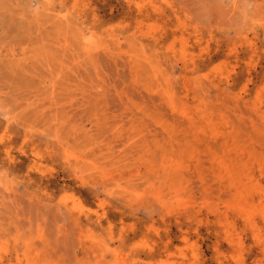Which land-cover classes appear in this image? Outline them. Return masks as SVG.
<instances>
[{
    "label": "rangeland",
    "instance_id": "obj_1",
    "mask_svg": "<svg viewBox=\"0 0 264 264\" xmlns=\"http://www.w3.org/2000/svg\"><path fill=\"white\" fill-rule=\"evenodd\" d=\"M0 264H264V0H0Z\"/></svg>",
    "mask_w": 264,
    "mask_h": 264
}]
</instances>
